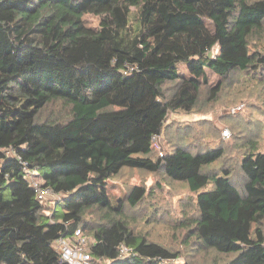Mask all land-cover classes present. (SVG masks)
<instances>
[{"label": "trees", "instance_id": "trees-1", "mask_svg": "<svg viewBox=\"0 0 264 264\" xmlns=\"http://www.w3.org/2000/svg\"><path fill=\"white\" fill-rule=\"evenodd\" d=\"M263 36L264 0H0V264H66L53 243L77 229L92 238L90 264L179 258L108 206L100 186L123 169L185 183L196 212L183 225L202 249L231 255L218 264H264V151L244 149L241 193L228 169L204 172L223 148L160 156L151 141L202 89L210 102L232 72L264 76ZM73 46L91 52L69 58ZM206 69L221 81L209 85ZM21 99L34 111L7 112ZM56 103L66 113L46 114ZM24 163L60 200L36 199ZM145 194L133 185L124 201L134 208Z\"/></svg>", "mask_w": 264, "mask_h": 264}, {"label": "rangeland", "instance_id": "rangeland-1", "mask_svg": "<svg viewBox=\"0 0 264 264\" xmlns=\"http://www.w3.org/2000/svg\"><path fill=\"white\" fill-rule=\"evenodd\" d=\"M85 18L88 25L97 27L98 17ZM257 47L264 51V36ZM85 48L91 52L89 46H73L66 56L77 58L85 52ZM215 54L216 47L210 52L212 56ZM178 71L188 76L184 64L178 65ZM206 72L209 85L214 86L221 81L209 69ZM170 88V85H164L166 94L170 93ZM239 104L243 105V109L231 113L230 109ZM5 109L19 117L17 112L34 111V104L21 99L18 105L5 106ZM45 111L51 116L66 113V109L59 108L57 103L46 107ZM45 115L43 118H46ZM225 130L229 132L226 137L222 135ZM159 138L157 145L163 153L176 147H184L192 153L223 148L222 160L205 167L204 172L220 174L223 169H228L231 183L242 193L246 178L239 162L244 149L253 141L258 150L264 151V76L259 73L232 72L224 79L216 99L210 102L206 101L202 89L197 104L190 112L174 111L167 114ZM154 148L157 150L156 146ZM133 185L144 186L146 194L136 207L130 208L124 199ZM100 189L108 206L116 211L121 210L124 219L136 232L144 234L149 241L179 252V258L162 264H218L230 259L231 255L202 249L188 234L183 222L196 212V195L188 190L185 183L173 181L162 172L123 169L115 177L107 179ZM45 205L52 204L48 201ZM261 228L264 230V222Z\"/></svg>", "mask_w": 264, "mask_h": 264}, {"label": "built area", "instance_id": "built-area-1", "mask_svg": "<svg viewBox=\"0 0 264 264\" xmlns=\"http://www.w3.org/2000/svg\"><path fill=\"white\" fill-rule=\"evenodd\" d=\"M242 104L234 106L230 109L231 113H235L242 108ZM223 136H228V131L222 132ZM159 135H153L151 137L152 145L157 147L159 155L162 156V150L157 145L159 142ZM24 174L33 190L35 197L40 203L45 204L48 201L54 204L57 200H60L61 195L53 192L49 187L44 186V181L36 175V173L26 167L24 163ZM92 243V238L84 235L79 229L75 230L71 237L61 236L57 238L54 243V249L59 254L61 262L66 264H90L91 258L89 254V246ZM120 255L125 257L128 253V249L124 246L120 247Z\"/></svg>", "mask_w": 264, "mask_h": 264}]
</instances>
